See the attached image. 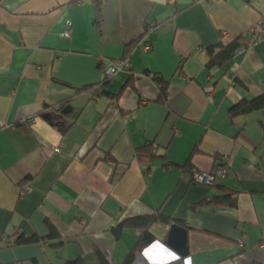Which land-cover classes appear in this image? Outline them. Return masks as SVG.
Here are the masks:
<instances>
[{"label": "crops", "instance_id": "obj_1", "mask_svg": "<svg viewBox=\"0 0 264 264\" xmlns=\"http://www.w3.org/2000/svg\"><path fill=\"white\" fill-rule=\"evenodd\" d=\"M263 16L264 0H0V241L51 225L65 243L5 249L0 264H124L142 231L114 229L157 214L169 222L131 264H264V107L229 115L264 95V43L206 67L209 47ZM124 58L132 69L94 95ZM223 166L212 186L188 172ZM219 198L230 205L198 206Z\"/></svg>", "mask_w": 264, "mask_h": 264}, {"label": "trees", "instance_id": "obj_2", "mask_svg": "<svg viewBox=\"0 0 264 264\" xmlns=\"http://www.w3.org/2000/svg\"><path fill=\"white\" fill-rule=\"evenodd\" d=\"M101 0H97V4L99 5ZM75 3H72L73 5ZM244 40V34L238 38V40L234 41L233 43L229 45H225L223 42L209 47L207 49L210 60L208 64L206 65L207 69L209 71L214 70L215 68H220V67H228L230 62L236 57V55L239 53L240 49L243 47V44L241 41ZM156 81L160 82V79L158 77L155 78ZM238 81V78H237ZM109 81H105L101 84H99V87L97 89L93 90L94 95L96 96H104L106 95V92L103 91V87H105L108 84ZM161 83V82H160ZM161 100L165 96L166 92V86L164 83H161ZM101 90L103 91L101 93ZM163 101V100H162ZM264 107V95L254 101L251 102H241L237 106H235L231 112H230V117L234 118L236 116H239L241 114H248L251 113L255 110H258L260 108ZM152 149V146H150L148 149L144 150V153L148 155ZM211 173V172H210ZM30 180V179H29ZM28 180V181H29ZM210 205L211 207H219L223 205H230L225 200H222L221 198L219 199H214L211 202H202L198 206H206ZM157 221H164V222H169V219L165 218L161 214H157L156 216H148V217H142V218H136L132 220H127L122 223H120L115 229L114 232H121V231H126V230H138L140 229L142 231V239L139 241L136 249L134 252L126 259L124 264H131L133 255L136 251L139 249L144 248L147 246L149 243H151L154 240V237L150 233V228L151 226L157 222ZM50 234L46 237H40L39 235H33V236H26L21 233H16L11 237H8L4 241H0V252H2L5 249H13V248H22V247H27V246H33V245H42L46 244L47 242H52V246L56 248H60L65 245L64 242L61 243H55V239L58 238L57 234L55 231H53V227L51 225H47ZM100 261L102 264H108L103 258H100ZM35 264L36 261L34 262ZM63 264H86V261L80 257L74 261H65Z\"/></svg>", "mask_w": 264, "mask_h": 264}, {"label": "built area", "instance_id": "obj_3", "mask_svg": "<svg viewBox=\"0 0 264 264\" xmlns=\"http://www.w3.org/2000/svg\"><path fill=\"white\" fill-rule=\"evenodd\" d=\"M70 26V25H69ZM153 27H150L146 30L145 36L142 39V43H144V49L147 52L152 50V45L149 42V36H151ZM71 31L67 29L63 33V37L70 38ZM244 40L246 41L245 45L240 49L239 53H243L246 50H251L258 44L264 43V16L260 20V22L253 27H251L248 31L244 33ZM183 62V61H182ZM132 69V64L129 58H124L109 64L108 67L105 68L104 77L105 81H110L117 74L122 71H128ZM231 85H235L237 83V76L234 73L229 75ZM36 117H30L29 123L34 125L36 123ZM57 153L61 151V147H58L55 150ZM229 169L225 166L215 168L211 173L201 172L197 169H192L189 172L192 183L197 185H207L212 186L215 184L218 178L227 177Z\"/></svg>", "mask_w": 264, "mask_h": 264}, {"label": "water", "instance_id": "obj_4", "mask_svg": "<svg viewBox=\"0 0 264 264\" xmlns=\"http://www.w3.org/2000/svg\"><path fill=\"white\" fill-rule=\"evenodd\" d=\"M179 231H180V228H178L177 226L172 227V232L170 234L168 244L173 245L174 248L178 247V240H179V242H181L180 240H183V237H185ZM182 235H183V237H182ZM185 240H186V238L184 239L183 245H182V248H184L185 251H183L182 254H184V252H186V241Z\"/></svg>", "mask_w": 264, "mask_h": 264}, {"label": "rangeland", "instance_id": "obj_5", "mask_svg": "<svg viewBox=\"0 0 264 264\" xmlns=\"http://www.w3.org/2000/svg\"><path fill=\"white\" fill-rule=\"evenodd\" d=\"M94 93V92H93Z\"/></svg>", "mask_w": 264, "mask_h": 264}]
</instances>
